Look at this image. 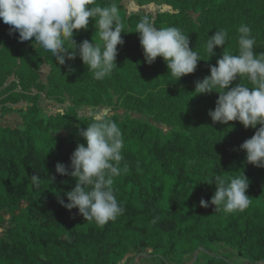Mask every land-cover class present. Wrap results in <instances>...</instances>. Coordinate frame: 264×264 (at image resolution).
<instances>
[{
  "label": "trees",
  "instance_id": "obj_1",
  "mask_svg": "<svg viewBox=\"0 0 264 264\" xmlns=\"http://www.w3.org/2000/svg\"><path fill=\"white\" fill-rule=\"evenodd\" d=\"M134 1L140 6L170 4L174 12H159L155 18L146 13L127 17L122 0H96L100 5L116 3L124 25V43L117 46L118 67L103 81L91 77L79 55L66 58L65 65H59L52 55L58 67L50 79L69 75L76 68L82 72L77 80V103L98 106L110 102L111 87L120 93L138 94L155 87L150 73L154 63L146 62L135 32L143 16L151 17L157 27L193 28L201 39L220 25L209 12L210 6L227 0H208V6L205 0ZM191 11L201 14L197 22ZM10 27L0 18V38L19 42V32L10 34ZM85 37L79 30L73 39L80 44ZM96 37L102 43L98 34ZM239 82L238 77L230 87ZM110 117L125 141L122 170L113 177L112 185L124 212L103 226L86 221L78 208L69 210L59 202H69L66 193L75 188L77 180L58 174L56 165L64 163L71 171L70 158L78 144L87 146L79 131L87 128L89 117L70 112L61 123L55 116H45L35 104L21 113L23 128L0 127V227L6 214L12 216V226L0 239V264H119L131 252L143 249L159 252L160 264H174L169 255H186L219 242L231 246L250 264L264 262V167L248 163L246 151L240 148L256 129L232 122L210 133L186 127L165 131L131 115ZM59 129L69 132L59 137L55 134ZM125 163L127 171H123ZM217 174L248 178L251 203L247 209L215 211L210 201L216 186L207 182ZM33 175L38 177L36 181ZM201 199L209 207H202ZM192 264L236 263L226 255L212 254L204 262Z\"/></svg>",
  "mask_w": 264,
  "mask_h": 264
},
{
  "label": "clouds",
  "instance_id": "obj_2",
  "mask_svg": "<svg viewBox=\"0 0 264 264\" xmlns=\"http://www.w3.org/2000/svg\"><path fill=\"white\" fill-rule=\"evenodd\" d=\"M0 18L11 26L10 34L18 31L22 42L34 38L35 44L51 52L59 65H65L66 58L72 60L79 55L96 81H103L118 67L117 46L124 43L121 35L124 25L120 9L114 2L100 5L96 0H0ZM90 18L95 21L96 34L102 43L85 39L77 44L74 34L87 30ZM135 32L139 33L149 65L162 57L169 75L177 81L196 71L200 54L190 48L189 35L180 28L157 27L154 20L145 15L136 24ZM237 33V52L233 54L224 47L217 65L210 66V75L196 81L194 93H219L215 109L209 110L214 123L227 125L239 121L245 129H256L240 148L246 151L248 163L264 167V52L254 51L256 39L247 24L241 23ZM228 40V31L218 29L206 40V52L212 57L215 48L225 46ZM238 77L248 83L239 82L230 87ZM88 115L91 122L79 131L87 146L78 144L70 158L71 171L64 163L56 165L58 174L77 180L75 188L66 193L69 202L63 199L59 202L69 210L78 208L86 221L103 226L124 212L112 185L113 177L122 170L125 141L107 109L90 110ZM127 167L125 163L123 171H127ZM32 179L36 181L38 177L33 175ZM207 183L216 186L210 201L215 211L242 212L249 207V180L244 174L231 179L217 174ZM200 205L207 208L209 202L201 199Z\"/></svg>",
  "mask_w": 264,
  "mask_h": 264
},
{
  "label": "rangeland",
  "instance_id": "obj_3",
  "mask_svg": "<svg viewBox=\"0 0 264 264\" xmlns=\"http://www.w3.org/2000/svg\"><path fill=\"white\" fill-rule=\"evenodd\" d=\"M207 1L205 0L206 6H208ZM122 3L127 17L136 12L154 15L153 18L157 15L152 13L153 11L174 12V8L166 3H152L145 6L138 5L134 0H122ZM211 11L220 21L218 29L223 28L228 31L229 40L225 46H217L215 55L211 57L206 52L205 43L218 29L207 32V35L201 39H198L193 28L184 30L183 32L189 35L190 48L197 51L201 58L194 73L184 75L177 81L169 75L164 59L157 57L150 70L151 85L155 87L150 86L146 94H138L134 91L120 93L111 87V101L98 106L77 103V80L83 75L82 72L77 71V68L69 75L59 74L56 79H50L58 67L51 52L33 42L31 44L10 39L5 41L0 38V127L23 128L21 113L35 104L43 109L45 116H55L61 123L65 122L70 112H76L80 117H89L90 110L105 108L110 116L131 115L157 125L165 131L175 127H186L192 131L210 133L214 128L226 126L222 123H214L209 116V110L215 109L219 93L213 91L210 94L196 95L194 93L196 81L210 75V66L217 65L224 47L233 54L237 52V28L241 23L247 24L252 30V35L256 39L254 51L264 52V0H227L210 6L209 12ZM191 15L197 22L201 14L191 11ZM94 24L95 21L90 18V28L82 30L86 36L84 40L94 41L97 38ZM241 82L248 83L247 80ZM232 122L239 121H231L229 124ZM68 132L59 129L55 134L60 137L67 135ZM10 226H12V216L6 214L0 227V239ZM157 253L159 252L153 249L134 251L119 264H160L161 259ZM234 253L236 251L231 246L219 242L209 244L206 248L193 253L174 254L167 258L174 264L180 261L192 264L204 262L212 254L226 255L234 260L232 259L235 257ZM243 264L250 263L245 260Z\"/></svg>",
  "mask_w": 264,
  "mask_h": 264
},
{
  "label": "crops",
  "instance_id": "obj_4",
  "mask_svg": "<svg viewBox=\"0 0 264 264\" xmlns=\"http://www.w3.org/2000/svg\"><path fill=\"white\" fill-rule=\"evenodd\" d=\"M149 5V4H148ZM145 6V5H144ZM134 10V9H133ZM164 12V11H163ZM136 13H139V12H136ZM152 13H159V12H157V11H153ZM147 14V13H146ZM154 16V15H153ZM235 254V257L234 258H232V259H234V260H232L233 262H235L236 264H243V261H245L243 258H241V257H239L238 255H237V252L236 253H234ZM261 263H264V262H261Z\"/></svg>",
  "mask_w": 264,
  "mask_h": 264
},
{
  "label": "water",
  "instance_id": "obj_5",
  "mask_svg": "<svg viewBox=\"0 0 264 264\" xmlns=\"http://www.w3.org/2000/svg\"><path fill=\"white\" fill-rule=\"evenodd\" d=\"M199 250H202V248H201V249H199ZM260 263H261V262H260ZM260 263H259V264H260Z\"/></svg>",
  "mask_w": 264,
  "mask_h": 264
}]
</instances>
